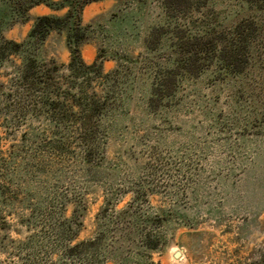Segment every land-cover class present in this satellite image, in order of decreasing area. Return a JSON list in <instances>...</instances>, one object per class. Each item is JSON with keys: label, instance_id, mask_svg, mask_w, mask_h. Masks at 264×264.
<instances>
[{"label": "rangeland", "instance_id": "1", "mask_svg": "<svg viewBox=\"0 0 264 264\" xmlns=\"http://www.w3.org/2000/svg\"><path fill=\"white\" fill-rule=\"evenodd\" d=\"M49 11L36 5L29 14ZM96 14L100 29L81 56L92 61L100 44L117 57L103 60V72H118L92 83L97 96L111 92L91 160L76 132L59 133L45 113L0 119L2 264H264V77L252 65L216 74L203 49L193 59L178 49L241 19L264 22V0L168 8L163 0H98L82 8L83 23ZM29 26L15 23L4 35L20 40ZM45 47L67 61L62 37L50 34ZM166 79L170 90L154 95ZM105 199L111 208L98 245L87 256L66 254V244L97 236ZM80 211L82 227L67 241L63 227Z\"/></svg>", "mask_w": 264, "mask_h": 264}, {"label": "trees", "instance_id": "2", "mask_svg": "<svg viewBox=\"0 0 264 264\" xmlns=\"http://www.w3.org/2000/svg\"><path fill=\"white\" fill-rule=\"evenodd\" d=\"M92 1L98 0H8L4 14L0 17V77L5 78L0 79V119H6L5 124H17L32 112L36 113L35 116L37 112L45 113L53 125L59 128V133L64 129L76 132L86 162L91 160L98 147L95 138L97 122L110 103L111 92L110 89L103 90L97 96L92 83L108 82L118 72L117 67L103 72V60H117V57L106 53L100 44L92 61L86 62L81 56V45L92 42L93 34L100 29L94 23L102 14L94 15L86 23L82 21V8ZM130 1L141 3V0ZM176 1L163 0V3L168 8ZM36 5H44L50 11L30 15L29 9ZM60 10L63 12L58 13ZM28 21L30 26L22 39L4 35L8 27ZM52 33L64 40L68 51L66 62H59L54 55H48L45 41ZM198 43L189 41L185 45H178V49L188 53L191 51V59L198 50L203 49L206 63L216 69V74L239 75L252 65L259 67L264 77V22L241 19L230 31L219 27L210 29ZM171 87V81L167 79L157 82L154 95L169 91ZM4 195L5 190L0 186L2 204H6ZM108 208H111V202L105 199L95 216L97 236L66 244V254L87 256L98 245L104 233ZM29 209L33 210L31 206ZM70 220L61 233L67 241L75 238L82 227L81 211L73 212ZM24 225L26 228L32 226L29 217Z\"/></svg>", "mask_w": 264, "mask_h": 264}, {"label": "water", "instance_id": "3", "mask_svg": "<svg viewBox=\"0 0 264 264\" xmlns=\"http://www.w3.org/2000/svg\"><path fill=\"white\" fill-rule=\"evenodd\" d=\"M178 253H175L174 255L177 256Z\"/></svg>", "mask_w": 264, "mask_h": 264}]
</instances>
